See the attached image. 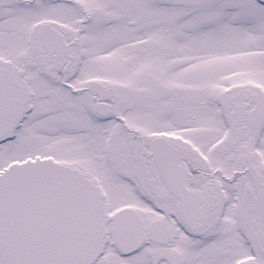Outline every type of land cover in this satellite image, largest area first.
<instances>
[{"label":"snow or ice","instance_id":"1","mask_svg":"<svg viewBox=\"0 0 264 264\" xmlns=\"http://www.w3.org/2000/svg\"><path fill=\"white\" fill-rule=\"evenodd\" d=\"M0 264H264V0H0Z\"/></svg>","mask_w":264,"mask_h":264}]
</instances>
